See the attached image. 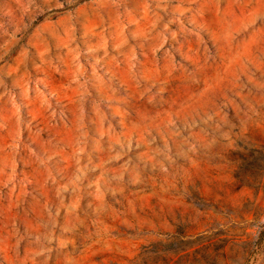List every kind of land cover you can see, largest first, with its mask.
Returning <instances> with one entry per match:
<instances>
[{
    "label": "clouds",
    "instance_id": "clouds-1",
    "mask_svg": "<svg viewBox=\"0 0 264 264\" xmlns=\"http://www.w3.org/2000/svg\"><path fill=\"white\" fill-rule=\"evenodd\" d=\"M0 264H264V0H0Z\"/></svg>",
    "mask_w": 264,
    "mask_h": 264
}]
</instances>
